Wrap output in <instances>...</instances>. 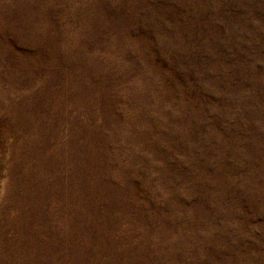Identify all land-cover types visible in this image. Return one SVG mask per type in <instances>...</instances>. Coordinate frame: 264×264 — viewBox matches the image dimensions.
Returning <instances> with one entry per match:
<instances>
[{"label":"rangeland","instance_id":"374dc122","mask_svg":"<svg viewBox=\"0 0 264 264\" xmlns=\"http://www.w3.org/2000/svg\"><path fill=\"white\" fill-rule=\"evenodd\" d=\"M0 264H264V0H0Z\"/></svg>","mask_w":264,"mask_h":264}]
</instances>
